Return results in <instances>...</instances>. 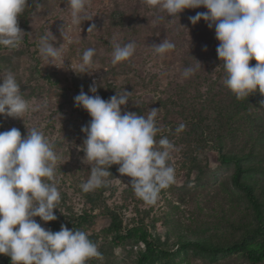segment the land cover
<instances>
[{"label":"rangeland","instance_id":"1","mask_svg":"<svg viewBox=\"0 0 264 264\" xmlns=\"http://www.w3.org/2000/svg\"><path fill=\"white\" fill-rule=\"evenodd\" d=\"M204 11L207 10L203 7L185 9L176 19L167 17L150 0H90L88 14L93 19L84 21L80 27L72 25L71 8L66 0H28L18 23L29 35L24 36L16 49L0 46V77L11 71L30 104L22 118L0 116V132L16 127L23 137L36 128L54 145L60 157L53 181L61 195L54 209L57 220L45 223L39 217L34 219L53 232L59 231L62 224L86 232L102 254V258H91L86 264H137L141 244L127 239L118 246L112 245L107 231L111 221L120 222L122 229L145 228L165 240L172 255L154 264H252L239 253L207 256L192 249L177 251L173 243L175 233L230 238L233 221L246 223L251 214L241 193L231 186L230 169L218 162L210 139L202 142L184 132L177 133L167 123L169 116L180 121L175 108L171 112L180 99L191 98L195 104L190 105H197L208 99L209 85L223 86L217 73H213L219 67L211 59L217 55L219 43L215 26L210 29L203 20L192 25L188 19ZM156 16L165 18L154 26ZM93 23L97 30L87 32ZM50 32L63 51V68L58 63L49 64L39 53L41 37ZM165 38L176 45L175 49L156 54L149 46ZM128 42L136 45L133 57L113 65L114 47ZM88 48L96 50L92 72L80 74L78 66ZM196 60L202 65L196 71L200 76L194 74L184 79L183 69L195 66ZM209 66L212 72L207 74ZM94 81L98 86L96 94L105 100L123 88L132 92L130 100L122 106V113L147 116L149 109L160 108L156 119L161 131L155 139L157 147L163 137L174 145L168 164L175 170V180L160 191L154 204L136 196L130 184L132 178L121 175L118 165L108 169L112 176L106 178L104 186L88 193L80 187L89 178L93 163L84 159L81 150L85 139L81 127L90 121V116L74 105L73 98L81 89L92 95L88 90ZM236 143L226 141L223 150L231 151ZM4 256L0 255V264H6Z\"/></svg>","mask_w":264,"mask_h":264},{"label":"clouds","instance_id":"2","mask_svg":"<svg viewBox=\"0 0 264 264\" xmlns=\"http://www.w3.org/2000/svg\"><path fill=\"white\" fill-rule=\"evenodd\" d=\"M71 8L72 25L80 26L91 21L88 14L90 0H66ZM152 5L166 12L167 17L178 19L185 9L203 7L207 11L190 16L196 25L203 20L211 29L215 26L217 58L226 73L225 85L237 99H244L257 90L264 94V0H150ZM28 0H0V46L16 49L26 34L19 26L18 17L24 13ZM165 17L156 16L155 26ZM181 26V25H180ZM187 29L184 26H181ZM96 29L90 24L87 32ZM188 31V30H187ZM65 39L67 35L61 32ZM56 37L42 36L39 53L49 62L64 67L63 51L56 46ZM156 54L163 55L176 45L167 38L149 46ZM134 42L117 44L112 52L111 63L116 65L129 60L135 53ZM206 50V47H205ZM96 54L88 48L82 54L80 74H90ZM255 60L254 65L250 61ZM185 67L184 79L190 78L202 68ZM217 67V68H218ZM94 81L88 92L83 89L76 95L74 105L83 108L90 121L81 127L84 133L82 151L84 159L93 162L90 175L80 185L84 193L105 185L112 176L108 170L118 165L117 171L131 177V185L137 197L154 204L162 189L175 180V170L168 164L174 145L163 137L157 125L160 108H151L148 115L124 111L122 106L130 100L132 92L123 88L120 93L103 99L97 93ZM264 104V101H262ZM30 104L24 98L21 85L11 71L0 77V116L22 118ZM181 123L176 132L185 129ZM54 145L42 131L32 128L22 137L21 131L12 127L0 132V255L10 257L11 264H86L91 258H102L98 245L81 230L61 225L53 232L37 222L35 217L47 223L57 220L54 209L61 200L53 181L59 160ZM119 180V179H118Z\"/></svg>","mask_w":264,"mask_h":264},{"label":"trees","instance_id":"3","mask_svg":"<svg viewBox=\"0 0 264 264\" xmlns=\"http://www.w3.org/2000/svg\"><path fill=\"white\" fill-rule=\"evenodd\" d=\"M211 59L217 67L220 65L216 54ZM255 63V60L250 61V65ZM206 72H212L210 66ZM213 73H217V80L222 81L223 86L209 85L208 99L197 105H190L195 104L191 98L180 99L171 111L175 108L180 121L169 116L167 123L175 129L181 123L185 124L181 132L199 141L210 139L208 142L216 151L218 162L230 169L228 179L231 186L241 193L251 208L248 215L250 220L246 223L233 221L234 231L230 238L218 239L215 234L199 236L175 233L173 243L177 251L192 249L207 256L239 253L248 262L257 264L264 261V94L257 90L244 99H237L224 83V69L219 67ZM226 141L237 143L231 151H224ZM107 231L114 246L127 239L141 244L136 256L137 264H154L172 255L167 242L151 235L145 228L122 229L120 222L111 221ZM3 259L6 264L11 261L6 255Z\"/></svg>","mask_w":264,"mask_h":264}]
</instances>
